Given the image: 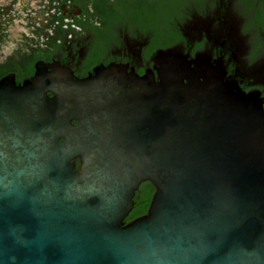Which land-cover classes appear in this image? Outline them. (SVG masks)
I'll return each mask as SVG.
<instances>
[{"label": "water", "instance_id": "95a60500", "mask_svg": "<svg viewBox=\"0 0 264 264\" xmlns=\"http://www.w3.org/2000/svg\"><path fill=\"white\" fill-rule=\"evenodd\" d=\"M155 62L158 80L0 82V264H264L262 99L176 50Z\"/></svg>", "mask_w": 264, "mask_h": 264}, {"label": "flooded vegetation", "instance_id": "af4514ba", "mask_svg": "<svg viewBox=\"0 0 264 264\" xmlns=\"http://www.w3.org/2000/svg\"><path fill=\"white\" fill-rule=\"evenodd\" d=\"M103 2L0 0V82L22 86L38 67L51 77L52 66L75 79L116 66L139 76L152 72L158 80L155 56L172 49L246 93H258L264 106V0H189L171 32L162 34L134 18L104 13L112 5ZM164 34L168 39L161 41ZM131 215L127 222L137 218Z\"/></svg>", "mask_w": 264, "mask_h": 264}, {"label": "trees", "instance_id": "16d2710c", "mask_svg": "<svg viewBox=\"0 0 264 264\" xmlns=\"http://www.w3.org/2000/svg\"><path fill=\"white\" fill-rule=\"evenodd\" d=\"M103 5H112L111 10H104V13L122 14L127 18H134L144 26L155 28L156 32H171L173 20L180 13V9L189 0H101ZM161 39V38H160ZM168 39L164 34L162 40ZM79 168V163L77 164ZM141 196L136 200L131 218L141 216L146 213L150 204L154 187L149 182L141 184Z\"/></svg>", "mask_w": 264, "mask_h": 264}]
</instances>
